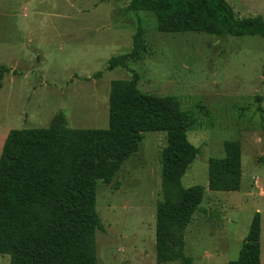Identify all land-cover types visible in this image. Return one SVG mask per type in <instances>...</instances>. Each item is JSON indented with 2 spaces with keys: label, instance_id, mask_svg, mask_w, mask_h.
Segmentation results:
<instances>
[{
  "label": "rangeland",
  "instance_id": "1",
  "mask_svg": "<svg viewBox=\"0 0 264 264\" xmlns=\"http://www.w3.org/2000/svg\"><path fill=\"white\" fill-rule=\"evenodd\" d=\"M99 1L31 2L43 13L58 12L56 22L64 35L37 45L21 40L12 50L7 49L11 17L0 1L1 61H32L20 55L22 42L48 58L40 59L47 61L44 65L8 66L0 89V154L12 128L107 127L111 81L131 79L132 73L105 67L112 56L132 50L141 26V57L130 66L139 73L141 91L174 97L191 118L188 139L198 152L182 183L203 185L204 199L189 224L172 227L169 244L179 258L158 263L155 218L167 133L145 132L112 179L97 183L95 209L102 223L96 230L97 264H181L184 257L193 264H227L238 258L241 234L248 233L256 211L262 220L264 262V39L206 31L163 32L153 12L125 13L130 0H104L100 5ZM228 1L238 17H264V0ZM98 71L101 76H95ZM227 140L242 145V185L235 191L211 190L209 160L225 155ZM9 262V255L0 254V264Z\"/></svg>",
  "mask_w": 264,
  "mask_h": 264
},
{
  "label": "trees",
  "instance_id": "2",
  "mask_svg": "<svg viewBox=\"0 0 264 264\" xmlns=\"http://www.w3.org/2000/svg\"><path fill=\"white\" fill-rule=\"evenodd\" d=\"M131 11L153 12L163 32L206 31L264 39V17H238L228 0H130L124 12ZM141 36L138 26L132 50L112 56L105 67L110 71L123 67L132 73L131 79L111 81L107 127L61 125L8 132L0 154V254L9 255V264H97L96 230L102 227L95 209L97 183L112 179L148 131L167 133L155 218L156 260L179 258L169 244L172 227L180 229L192 221L201 208L205 187L182 183L198 152L188 139L189 115L174 97H157L138 87L139 73L130 63L141 57ZM8 71L7 65L0 64V89ZM224 147L223 157L209 160V188L239 190L242 145L227 140ZM260 240L261 214L256 211L238 258L227 264H262ZM178 241L182 252V234ZM181 264H193V260L184 257Z\"/></svg>",
  "mask_w": 264,
  "mask_h": 264
},
{
  "label": "crops",
  "instance_id": "3",
  "mask_svg": "<svg viewBox=\"0 0 264 264\" xmlns=\"http://www.w3.org/2000/svg\"><path fill=\"white\" fill-rule=\"evenodd\" d=\"M0 1L9 11V15L11 17V29L8 32V38H7L8 50L17 49V46L21 45V43L20 45H18L21 40L27 41L31 44L36 43L37 45L41 41L54 42L57 40V38L61 39L62 36L64 35V29L62 30V27H59L56 22V20L59 17L58 12L52 10L51 12L43 13V11H41L38 7H36L35 5L34 6L31 5V2L33 1L36 2L38 0H0ZM55 1L57 3L58 0ZM102 1L104 0L99 1V5L100 3H102ZM55 8H56V4H55ZM0 9H1V4H0ZM44 27H47V29H45ZM111 27L112 25L110 24L109 28ZM13 42L15 43V45ZM22 45L24 47L21 46L22 49L20 55L24 54L25 56L29 57L26 60L30 59L32 61L4 62L1 61L0 59V64H4L7 66H17L23 63H29V65H44V63L47 62V61H40V59L47 60L48 58L44 57L41 54L34 53L38 51H34V49H30V48H25L28 47V44L26 42L24 43L22 42ZM246 235L247 234H241L242 240H244ZM261 238H262V220H261ZM261 256H262V242H261ZM261 262L262 264H264V262L262 261V257H261Z\"/></svg>",
  "mask_w": 264,
  "mask_h": 264
}]
</instances>
